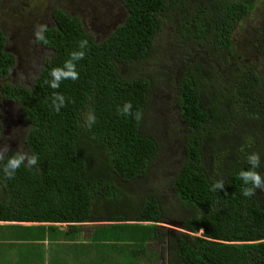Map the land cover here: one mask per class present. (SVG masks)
I'll list each match as a JSON object with an SVG mask.
<instances>
[{"label": "trees", "instance_id": "1", "mask_svg": "<svg viewBox=\"0 0 264 264\" xmlns=\"http://www.w3.org/2000/svg\"><path fill=\"white\" fill-rule=\"evenodd\" d=\"M189 2L122 0L124 23L99 43L79 19L61 9L52 11L54 23L45 33L48 43L38 42L53 53L52 59L43 63L31 88L5 81L0 89L2 97L18 103L28 125L25 150L39 157L35 168L22 166L13 179L0 171V221L49 224L47 229L32 226L43 232L57 229L54 225L75 229L82 223L109 222L114 224L106 230L118 232L119 240L136 242L144 253L147 242L167 234L169 264H264V191L245 197L238 176L250 167L251 152L261 155L257 171L264 176V142L231 133L229 116L235 112L250 122L264 120V104L254 93L261 83L252 66L237 64L228 84L219 81L215 72L185 67L176 80L184 156L174 179L179 202L172 203V212H179L174 223L181 231L158 226L170 224L173 218L154 193H141V200H133L130 209L121 202L123 191L138 189L131 184L147 173L160 152L155 139L141 132L149 113V81L129 78L153 52L161 17L172 9L182 13L184 35L197 45L209 46L227 62L233 54L235 28L264 0H208V7H192L190 23L184 13ZM81 39H88L89 47L77 64L79 78L52 89L45 80L51 79L53 68L63 66ZM259 40L261 48L254 49L264 53V23ZM14 66L0 24L3 81ZM54 91L68 98L59 113L49 106ZM125 102H131L133 113H141L140 120L118 112ZM89 109L96 116L91 130L80 126L82 113ZM219 179L224 189L211 191ZM115 207L122 208L123 216L114 212ZM202 230L208 234L199 235Z\"/></svg>", "mask_w": 264, "mask_h": 264}, {"label": "rangeland", "instance_id": "2", "mask_svg": "<svg viewBox=\"0 0 264 264\" xmlns=\"http://www.w3.org/2000/svg\"><path fill=\"white\" fill-rule=\"evenodd\" d=\"M195 5L208 7V0H190L184 12L185 21L189 23L192 17L190 12ZM54 9H61L69 16L79 19L86 32L98 43L122 25L126 17L122 0H0V24L7 40V49L15 58L14 69L6 83L15 87L31 88L38 76L40 65L52 59L53 53L48 49H42L35 40L34 29L39 23L51 26ZM263 23L264 2L260 7H255L235 28L231 41L233 54L227 62L225 60L223 62V57L209 46L197 45L187 38L186 34L184 35L181 29L182 13L177 14L172 9L161 17V27L154 40L153 52L138 68V72L129 78V80L143 78L149 81V113L144 125L142 124L141 132L155 139L160 152L147 173L131 184L133 187L137 186L138 191H123L120 198L121 202H125L124 208H133L135 205L133 200L137 198L136 201H139L141 193L149 192L146 193L147 196L153 195L152 193L158 195L163 206L169 208L173 223L180 218L178 211H175L177 215L172 212L174 210L172 203L179 202L173 188L175 177L172 178V175L174 171L177 174L176 167L184 156V138L181 132L183 127L178 123L176 110L173 109L177 100L176 80L180 78L185 67L193 72L200 70H204L205 74L215 72L219 81L228 84L232 79L230 72L237 64L242 67L249 65L254 68V73L261 83V87L254 88V93L258 102L264 104V53L258 49L261 48L258 30L262 28ZM255 46L258 48L254 49ZM20 73L25 76L26 84L19 82ZM229 116H232L231 133H241L244 140L251 137L253 140L259 139L264 142V120L250 122L235 112ZM13 129H16L15 138L8 143L15 151L20 143L24 144L28 125L22 120L11 129L7 128L4 135H10ZM186 135L188 131L185 132V138ZM169 228L180 231V228L175 226ZM201 234L202 232L199 235Z\"/></svg>", "mask_w": 264, "mask_h": 264}, {"label": "crops", "instance_id": "3", "mask_svg": "<svg viewBox=\"0 0 264 264\" xmlns=\"http://www.w3.org/2000/svg\"><path fill=\"white\" fill-rule=\"evenodd\" d=\"M120 209L114 212L123 216ZM113 224L82 223L75 229L61 224L43 232L32 226L47 229L49 224L0 221V264H169L167 234L147 242L144 253L136 242L119 240L118 232L105 229ZM167 225L158 226L169 230ZM24 227L32 228L20 230Z\"/></svg>", "mask_w": 264, "mask_h": 264}, {"label": "clouds", "instance_id": "4", "mask_svg": "<svg viewBox=\"0 0 264 264\" xmlns=\"http://www.w3.org/2000/svg\"><path fill=\"white\" fill-rule=\"evenodd\" d=\"M49 31L48 24L39 23L35 26L34 37L37 42L47 44L48 40L45 33ZM89 47L88 39H81L78 42V48L70 52L69 58L64 62L63 66L55 67L50 72V80H45V84L52 89H59L61 83L65 80H77L79 73L77 71V64L83 60L86 55V49ZM11 71V70H10ZM19 82L26 84V78L23 73L18 74ZM34 78V76H33ZM50 107L57 113L63 107L67 106L68 98L62 93L54 91L50 97ZM74 102V101H73ZM121 115L133 116L136 120L141 119V113L137 110L132 111L131 102H125L122 108H118ZM81 127H86L91 130L96 123V116L94 110L89 109L82 113ZM15 130L8 136L4 135L3 123L0 122V171H2L6 179H13L16 172L23 166L27 169L35 168L39 163V157L30 150H25L24 144L20 143L15 151L11 149L9 140L15 138ZM251 141V137L248 138ZM11 153V154H10ZM247 163L250 167L247 170L241 169L238 173L239 179L243 182L242 194L245 197H252L256 195L257 190L264 191V176L260 174L257 169L261 167L262 159L258 152H251L247 154ZM225 183L223 179L215 180L212 183L211 191L223 190Z\"/></svg>", "mask_w": 264, "mask_h": 264}, {"label": "flooded vegetation", "instance_id": "5", "mask_svg": "<svg viewBox=\"0 0 264 264\" xmlns=\"http://www.w3.org/2000/svg\"><path fill=\"white\" fill-rule=\"evenodd\" d=\"M52 23H54L53 20H52ZM41 48L43 49L44 47L41 46ZM42 65H43V63L40 65V68L38 70V75H39V73L41 71ZM6 80L3 81V78L0 77V81H1V83H0V89H1V86L4 84V82ZM15 106L17 107V109H16ZM19 108L20 107H19L18 103H16L15 101H13L11 99H6V98L2 97L1 96V93H0V122L3 123V130H4V132H7V128L8 129H11L12 126L17 125V123L20 124L22 122V120L25 121L22 118V116H21V113L22 112H20L21 109L19 110ZM173 109H174V111L176 110L175 112H176V115H177V118H178V122H179L180 121L179 120L180 118H179V109H178V106H177V101H176L175 107L173 106ZM180 166H181V162H178V166L176 167L177 168L176 171L179 170ZM175 176H176V172L174 171V174L172 175V178H174ZM171 181H173V179Z\"/></svg>", "mask_w": 264, "mask_h": 264}, {"label": "water", "instance_id": "6", "mask_svg": "<svg viewBox=\"0 0 264 264\" xmlns=\"http://www.w3.org/2000/svg\"><path fill=\"white\" fill-rule=\"evenodd\" d=\"M19 110H20V108H19ZM20 112H21V110H20ZM21 116H22V113H21ZM22 118H23V116H22ZM167 226H171V227H173V226H175V227H177V228H180V226L179 225H177V224H175V223H173V222H171L170 224H168ZM180 231H181V229H179ZM202 233L203 234H208V231L207 230H202Z\"/></svg>", "mask_w": 264, "mask_h": 264}]
</instances>
